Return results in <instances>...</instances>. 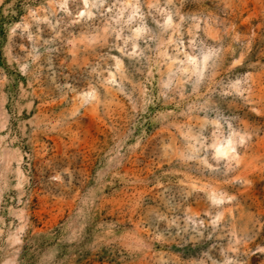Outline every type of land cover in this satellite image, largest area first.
<instances>
[{"label": "rangeland", "instance_id": "374dc122", "mask_svg": "<svg viewBox=\"0 0 264 264\" xmlns=\"http://www.w3.org/2000/svg\"><path fill=\"white\" fill-rule=\"evenodd\" d=\"M0 264H264V0H0Z\"/></svg>", "mask_w": 264, "mask_h": 264}, {"label": "bare ground", "instance_id": "6f19581e", "mask_svg": "<svg viewBox=\"0 0 264 264\" xmlns=\"http://www.w3.org/2000/svg\"><path fill=\"white\" fill-rule=\"evenodd\" d=\"M233 147L231 146V144L229 142H227L225 145L221 144V143H216L215 144V149H216V154H218L219 156H225L228 155L230 151H232Z\"/></svg>", "mask_w": 264, "mask_h": 264}, {"label": "trees", "instance_id": "16d2710c", "mask_svg": "<svg viewBox=\"0 0 264 264\" xmlns=\"http://www.w3.org/2000/svg\"><path fill=\"white\" fill-rule=\"evenodd\" d=\"M25 150V149H24ZM28 164L30 165V166H32V172H34V163H33V161H28ZM23 251L25 252L26 251V248H23ZM22 256H24V255H22ZM22 259H24L23 257H22Z\"/></svg>", "mask_w": 264, "mask_h": 264}]
</instances>
